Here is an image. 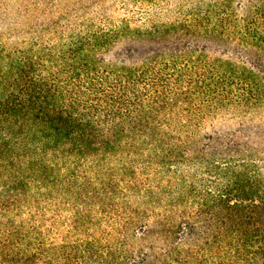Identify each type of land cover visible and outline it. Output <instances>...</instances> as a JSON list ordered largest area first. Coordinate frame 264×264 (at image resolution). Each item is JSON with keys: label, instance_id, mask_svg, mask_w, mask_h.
I'll list each match as a JSON object with an SVG mask.
<instances>
[{"label": "trees", "instance_id": "obj_1", "mask_svg": "<svg viewBox=\"0 0 264 264\" xmlns=\"http://www.w3.org/2000/svg\"><path fill=\"white\" fill-rule=\"evenodd\" d=\"M4 4L0 264H264V0Z\"/></svg>", "mask_w": 264, "mask_h": 264}, {"label": "rangeland", "instance_id": "obj_2", "mask_svg": "<svg viewBox=\"0 0 264 264\" xmlns=\"http://www.w3.org/2000/svg\"><path fill=\"white\" fill-rule=\"evenodd\" d=\"M14 1L8 0L4 3ZM4 3H0V45L2 42L10 44L16 40H20L24 34L23 30L33 28L32 23L36 15L34 11L23 12L17 5H6ZM37 27V30H39L40 26L38 24ZM8 34H11L12 37Z\"/></svg>", "mask_w": 264, "mask_h": 264}]
</instances>
